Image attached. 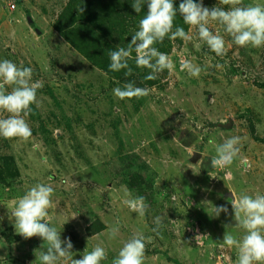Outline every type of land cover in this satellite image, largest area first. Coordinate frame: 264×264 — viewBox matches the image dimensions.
Returning <instances> with one entry per match:
<instances>
[{
	"label": "rangeland",
	"instance_id": "1",
	"mask_svg": "<svg viewBox=\"0 0 264 264\" xmlns=\"http://www.w3.org/2000/svg\"><path fill=\"white\" fill-rule=\"evenodd\" d=\"M69 2L0 0V60L31 67L33 81L43 83L25 117L31 137H0V264H40L47 244L41 249L40 237L17 234L11 216L36 183L54 188L45 219L61 239L70 237L74 259L101 244L107 252L101 264H111L122 242L140 232L144 264H236L237 249L221 247L224 232L237 239L245 233L234 219L231 193L264 194V47L235 45L209 21L225 39V54L217 56L189 25L190 40L161 44L175 68L136 85L149 95L121 100L113 89L125 83L92 65L55 28ZM256 2L264 4L242 0ZM203 4L230 7L221 0ZM129 25L126 32L134 34L136 22ZM181 58L200 66V75L182 71ZM9 115L0 110V119ZM231 136L241 138L240 153L227 168L212 167L216 145ZM68 177L72 182L65 183ZM125 187L145 197L143 217L123 203ZM220 205L228 214L213 216L212 207ZM156 217L159 234L152 231ZM117 221L119 234L109 239ZM89 225L100 230L88 235Z\"/></svg>",
	"mask_w": 264,
	"mask_h": 264
},
{
	"label": "clouds",
	"instance_id": "2",
	"mask_svg": "<svg viewBox=\"0 0 264 264\" xmlns=\"http://www.w3.org/2000/svg\"><path fill=\"white\" fill-rule=\"evenodd\" d=\"M223 5L229 8L206 7L203 0H181L178 8L174 7V0H133L132 8L135 13H140L144 5L147 11L138 21V29L131 35L127 47H117L109 50V70L113 72L125 71V76L132 74L129 59L135 52V65L147 68L150 73L145 80H154L157 74L165 69L175 68L171 58L159 51L154 45L162 43L167 37L170 40L187 42L191 37L183 27H174V19L177 13L183 19L184 24L197 30L199 40L217 56L225 54V39L219 32L214 33L208 27L209 21L218 22L232 40V43L240 47L251 46L264 47V4L249 3L243 5L242 0H221ZM15 38L14 31L10 33ZM180 68L187 71L189 76L198 77L202 68L193 64L186 58H181ZM5 85H11L10 91H6ZM43 87L42 81H33V69L17 65L11 60H0V110H5L10 115L0 119V137L5 139L20 138L27 140L31 137V128L25 117L32 112V105L37 103V91ZM150 94V89L136 86L132 81L122 87L113 89V95L121 100L144 97ZM241 138L231 136L224 139L223 143L216 145L215 156L211 159L214 168H227L240 153ZM242 163L248 165L246 159ZM250 166V165H248ZM231 179V173H226ZM71 177L64 182H72ZM54 188L48 183H36L29 187L20 196L11 212L14 217V228L17 234L24 238L40 237L47 244L46 250L38 254L40 264H57L59 258H65L68 264H101L107 258V252L101 244H97L91 251H84L81 258L74 259L73 244L70 237L61 239L60 231L50 224L48 209L52 205L51 197ZM232 194L231 208L234 219L245 230L244 235L237 239L230 232H224L221 247L236 248L238 257L236 264H264V194L257 192L255 195L240 194L236 197ZM123 203L130 211L143 217L148 204L142 195L133 196L124 188ZM213 216L219 217L221 213L228 214L229 209L224 205L215 206ZM74 215L73 217H75ZM156 227L153 232L159 234L162 226L160 217L154 220ZM229 225H225L227 227ZM119 221L108 230L109 239H114L119 234ZM198 237V236H197ZM145 237L136 232L130 238L122 242L118 254L112 259L111 264H144Z\"/></svg>",
	"mask_w": 264,
	"mask_h": 264
},
{
	"label": "trees",
	"instance_id": "3",
	"mask_svg": "<svg viewBox=\"0 0 264 264\" xmlns=\"http://www.w3.org/2000/svg\"><path fill=\"white\" fill-rule=\"evenodd\" d=\"M180 2L181 0H174V7L178 8ZM132 3L133 0H70L62 13L59 14L55 28L60 31L72 47L110 78H115L123 83L132 81L138 86H145L152 84L153 80L144 79L148 69L135 65V52L132 53V58L128 61L132 68L131 75L125 76L126 70L110 71L108 67L110 63L109 50L127 47L132 35V33L126 32L128 31L127 28L130 27V22H136V31L138 21L147 11V6L144 5L140 13H135L131 6ZM175 27H183L186 32L189 27V25L184 24L179 13L174 19L173 31ZM178 40L180 38L176 39V41ZM161 44L158 42L154 47L161 51ZM260 86L264 87L263 83ZM99 230V227L95 229L91 225L86 228L88 235Z\"/></svg>",
	"mask_w": 264,
	"mask_h": 264
},
{
	"label": "water",
	"instance_id": "4",
	"mask_svg": "<svg viewBox=\"0 0 264 264\" xmlns=\"http://www.w3.org/2000/svg\"><path fill=\"white\" fill-rule=\"evenodd\" d=\"M229 123L225 124V127H228ZM198 157V153L195 154L194 158Z\"/></svg>",
	"mask_w": 264,
	"mask_h": 264
}]
</instances>
